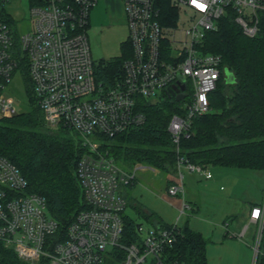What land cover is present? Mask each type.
I'll list each match as a JSON object with an SVG mask.
<instances>
[{"label": "built area", "instance_id": "built-area-1", "mask_svg": "<svg viewBox=\"0 0 264 264\" xmlns=\"http://www.w3.org/2000/svg\"><path fill=\"white\" fill-rule=\"evenodd\" d=\"M8 1L0 0V116L17 112L7 87L16 75L24 81L25 69L45 125L73 129L87 148L77 163L86 206L61 230L48 215L45 198L28 192L20 169L0 154V242L31 264L42 258L48 264H102L115 252H122L117 264H165L164 251L180 228H152L139 243L122 241L126 199L121 187L132 184L135 169L122 168L101 151L100 137L143 124L142 100L183 93V113L173 114L167 126L179 153L181 137L193 118L209 111V94L225 77L221 56L202 53L205 33L230 15L245 35L254 37L264 23V0H169L176 11L169 24H164V0H119L131 52L111 83L96 77L86 33L89 12L99 0H32V28L20 35L3 10ZM173 87L179 89L171 95ZM176 166L177 181L168 187L169 195L184 193L182 170L211 179L208 165L192 163L184 155H178ZM186 207L183 202L181 212ZM249 218L256 226V264L259 254L264 257V199L251 207Z\"/></svg>", "mask_w": 264, "mask_h": 264}, {"label": "trees", "instance_id": "trees-1", "mask_svg": "<svg viewBox=\"0 0 264 264\" xmlns=\"http://www.w3.org/2000/svg\"><path fill=\"white\" fill-rule=\"evenodd\" d=\"M162 7L164 24H169L176 11L169 0H164ZM130 48L126 39L121 43L120 56L96 63V77L111 83L121 75L122 63L130 55ZM202 53L219 54L222 72H231L234 81L226 82L224 76L218 81L209 94V111L192 119L187 135L181 137L179 153L167 126L173 114L183 113L182 100L166 92L155 101L140 102V110L145 114L143 124L113 137H100V150L107 151L122 168L132 169L138 162L159 168L166 175V190L177 181L178 155L201 165L264 171V23L257 35L249 37L230 15L223 16L215 29L205 33ZM23 72L28 106L13 116H0V154L20 169L28 182V192L45 198L48 215L65 230L86 206L77 163L87 148L73 129H52L45 125L27 72L25 69ZM129 200L126 199V206L133 204ZM133 207L151 224L171 226L140 204ZM123 222L122 241L141 242V225L125 212ZM180 230L176 241L164 251L165 264H209L203 235L187 225ZM260 251L264 253V225ZM121 253H112L102 264H117ZM0 264L31 263L19 259L11 248L0 242ZM34 264H48V259L42 258ZM256 264H264L261 254Z\"/></svg>", "mask_w": 264, "mask_h": 264}, {"label": "rangeland", "instance_id": "rangeland-1", "mask_svg": "<svg viewBox=\"0 0 264 264\" xmlns=\"http://www.w3.org/2000/svg\"><path fill=\"white\" fill-rule=\"evenodd\" d=\"M114 1V5H108L105 0H99L89 12L90 24L86 33L92 59L97 64L100 60L120 56L121 43L128 36L126 24L112 21L114 7H119L118 2ZM31 2L9 0L3 7L16 35L32 28ZM7 94L17 109L15 114L28 106L25 84L19 76L12 79ZM217 167L222 166L209 165L214 175L212 180L182 170L184 193L172 196L165 187L166 175L159 168L141 162L134 163L133 184L121 187L124 198L133 201L132 205L126 206L125 213L141 225V236H145L154 225L136 212L133 205L138 202L166 224H177L179 227L187 225L191 230L201 232L207 242L209 264H252L256 226L249 221L246 211L249 203H261L264 199V173L260 177L255 170L230 168L235 172L227 175L214 170ZM182 199L190 206L183 212L180 210Z\"/></svg>", "mask_w": 264, "mask_h": 264}, {"label": "crops", "instance_id": "crops-1", "mask_svg": "<svg viewBox=\"0 0 264 264\" xmlns=\"http://www.w3.org/2000/svg\"><path fill=\"white\" fill-rule=\"evenodd\" d=\"M106 2H107V4L108 5H114V3H113V0H105ZM115 2V1H114ZM116 2H118L117 4H119L118 6L119 7H114V13H112V21L113 22H116V23H124V24H126L125 23V18H124V12H123V8H122V5H121V3H120V1L119 0H116ZM115 2V3H116ZM102 6H103V4H102ZM89 24H90V19H89V21H88V26H89ZM127 38H128V36H127ZM126 38V39H127ZM222 167H224V166H222ZM222 167H217V168H214V170H217V172H219V173H226L227 175H230V174H232V172H235V171H232L233 169H230V168H234V167H227V168H229V169H224V168H222ZM237 169H247V170H249L250 168H237ZM250 170H253V169H250ZM257 173L256 174H258V176H263V173H264V171H258V170H255ZM237 172V171H236ZM240 172V171H239ZM210 173H211V170H210ZM253 174H255V173H253ZM199 178H202V177H200L199 176ZM212 179H214V175L211 173V180ZM183 180H184V177H183ZM183 182V181H182ZM183 185H184V182H183ZM121 194H122V196H123V193L121 192ZM124 197V196H123ZM130 201V200H129ZM183 202H185V200L184 199H182L181 200V203H180V208H181V204L183 203ZM132 203H133V201H132ZM186 203V202H185ZM135 204V203H134ZM137 204H140L139 202L137 203ZM187 204V203H186ZM254 204H256V203H249V205H248V208H247V211H246V216H247V218L249 219V221H250V218H249V216H250V211H251V207L252 206H254ZM188 205V207H190L189 206V204H187ZM140 207H142V208H144V210H149L148 208H146L145 206H142L141 204H140ZM149 211H151V210H149ZM154 226H153V228H157V227H164V226H162V225H158V224H153ZM174 225V224H173ZM177 225V224H176ZM178 226V225H177ZM179 227V226H178ZM179 228H182V227H179ZM197 232H199V231H197ZM201 233V232H200ZM202 234V233H201ZM207 256V255H206Z\"/></svg>", "mask_w": 264, "mask_h": 264}, {"label": "water", "instance_id": "water-1", "mask_svg": "<svg viewBox=\"0 0 264 264\" xmlns=\"http://www.w3.org/2000/svg\"><path fill=\"white\" fill-rule=\"evenodd\" d=\"M224 73H225V81L226 82H233L234 81V76H233V74L231 73V72H229V71H227V70H225L224 71ZM184 88H185V86L184 85H181L180 86V89L181 90H184ZM178 87H173V88H171L170 90H169V93L171 94V95H174L175 94V92H177L178 91ZM183 93H179V94H177L176 95V99L177 100H179V99H181V98H183Z\"/></svg>", "mask_w": 264, "mask_h": 264}]
</instances>
